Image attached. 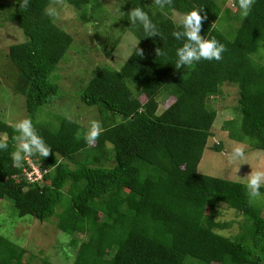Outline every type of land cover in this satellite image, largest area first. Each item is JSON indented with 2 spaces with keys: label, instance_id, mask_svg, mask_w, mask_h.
Segmentation results:
<instances>
[{
  "label": "trees",
  "instance_id": "obj_1",
  "mask_svg": "<svg viewBox=\"0 0 264 264\" xmlns=\"http://www.w3.org/2000/svg\"><path fill=\"white\" fill-rule=\"evenodd\" d=\"M21 2H0L5 20L26 36L10 46L7 57L26 88L29 119L52 151L15 167L17 133L0 117V133L9 144L0 151V201L10 200L21 217L54 223L73 247L60 257L67 261L72 254V264H264V200L250 198L242 180L199 172L206 150L223 151V143L208 147L218 120L209 100L226 84L236 85L239 97L235 120L222 130L247 143L249 151H264V0H256L247 18L241 17L238 0L235 13L216 0H172L162 9L154 0H126L118 22L137 38L143 55L134 49L119 69L97 66L79 90L81 101L97 108L101 119L103 131L91 146L82 135L77 138L87 131L82 124L64 115L43 116V106L62 95L53 73L75 40L45 10L58 2L79 11L91 6L90 16L83 11L81 18L98 22L103 4L30 0L23 8ZM137 7L149 15L159 37H146L142 26L131 25L128 13ZM193 9H203L206 17L201 35L226 51L220 61L176 69L175 52L183 41L172 36L181 30L172 15ZM34 165L43 177L31 183L25 170ZM260 191L264 198V187ZM223 207L239 219L219 221ZM233 225V235L219 231ZM9 237L0 235V264H33L38 257L26 256V247ZM40 262L59 264L48 256Z\"/></svg>",
  "mask_w": 264,
  "mask_h": 264
},
{
  "label": "rangeland",
  "instance_id": "obj_2",
  "mask_svg": "<svg viewBox=\"0 0 264 264\" xmlns=\"http://www.w3.org/2000/svg\"><path fill=\"white\" fill-rule=\"evenodd\" d=\"M216 1L223 10L229 8L232 13L237 11L238 6L235 0ZM0 2L7 3L8 0H0ZM101 2L103 7L96 15L100 19L98 22L90 20L87 23L81 18V13L83 14L84 11L90 16L92 13L91 6L83 8L82 11L62 2L51 6L50 10L55 13L53 15L55 23L72 34L75 40L53 73V76L58 75L62 95L59 99L53 98L52 100L51 98V101L43 106L42 113L45 119L53 116V114L56 116L64 115L82 124L86 129L92 121H99L101 124L97 108L86 106L81 101L79 90L89 81L92 71L97 66L109 65L119 69L127 61L138 43L137 38L128 30H123L118 22L120 10L125 5L126 0H101ZM1 11L0 117L14 126L17 121L29 119V116L26 108V88L22 87L23 81L20 73L8 59L7 53L11 45L25 41L26 36L17 24L5 20L6 10ZM224 13L223 11V15ZM180 14L175 11L172 18L177 20ZM228 23L227 21L226 24ZM115 43H117L116 48H114ZM113 48L114 50H112ZM260 55L264 56V49L261 50ZM238 97V87L233 84H226L223 86V93L220 96L210 98L209 105L217 110L218 120L213 127V136L209 140L208 147L212 148L215 144L223 143V151L206 150L199 165L200 173L244 181L251 171H264L263 150L249 151L247 143L231 140L228 133L222 130L227 120H235L237 116L235 107ZM142 99L145 100L144 97ZM166 99L165 94L160 95L161 110L165 109ZM0 139H7V135L0 133ZM238 144L245 146L244 158L230 160L227 154ZM71 166L75 167L74 163L71 162ZM258 198L260 201L261 199L264 200L263 196ZM218 219L223 223H232L239 218L236 217L233 209L223 207ZM236 228L233 225L219 229V231L233 235ZM0 235L10 236L12 240L14 239L24 245L27 249L26 256L35 254L38 258L34 260L33 264H40V261L47 256L59 264L73 263L72 254L67 261L60 257L64 251L73 252V247L69 245L68 239L62 238L61 232L54 223L40 222L30 216H19L13 203L7 199L0 201ZM62 246L66 250H63Z\"/></svg>",
  "mask_w": 264,
  "mask_h": 264
},
{
  "label": "clouds",
  "instance_id": "obj_3",
  "mask_svg": "<svg viewBox=\"0 0 264 264\" xmlns=\"http://www.w3.org/2000/svg\"><path fill=\"white\" fill-rule=\"evenodd\" d=\"M155 4L161 9L165 6H169L172 0H154ZM256 0H238L240 15L242 18H247L252 10V6ZM30 0H22L20 7L27 8ZM203 9H193L179 15L174 23L181 29L179 31L174 30L172 36L177 41H183L181 47L176 49V69L189 68L193 69L201 61H220L222 60V54L226 51L223 44L216 39H205L201 35L202 20L206 17H202L201 12ZM46 15L52 16L55 13L51 10H45ZM128 19L131 25L142 26L146 37H159L160 33L155 24L152 23L149 15L142 8H133L128 13ZM157 54H163L159 49L156 50ZM136 54L143 55V52L139 48H135ZM14 131L17 133L13 137V148L11 153V159L13 165L17 168L23 166L25 158L38 156L48 157L51 148L47 145L42 136H40L34 127L31 119H23L17 121L14 124ZM103 129L99 121H92L84 133H77V138L83 136L87 145H93L97 138L101 135ZM9 144L6 139H0V151L7 150ZM245 154V146L238 144L234 146L229 156L230 160L243 159ZM245 188L250 198L255 199L260 197V189L264 187V171L256 170L251 171L246 176Z\"/></svg>",
  "mask_w": 264,
  "mask_h": 264
},
{
  "label": "built area",
  "instance_id": "obj_4",
  "mask_svg": "<svg viewBox=\"0 0 264 264\" xmlns=\"http://www.w3.org/2000/svg\"><path fill=\"white\" fill-rule=\"evenodd\" d=\"M32 168L33 169L31 171L25 170V175L29 182L34 183L43 177V173L35 165Z\"/></svg>",
  "mask_w": 264,
  "mask_h": 264
}]
</instances>
